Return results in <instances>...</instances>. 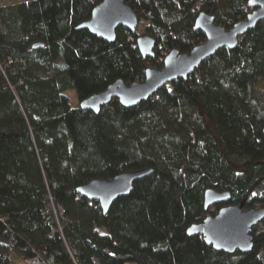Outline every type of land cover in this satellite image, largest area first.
Instances as JSON below:
<instances>
[{
	"label": "trees",
	"instance_id": "trees-1",
	"mask_svg": "<svg viewBox=\"0 0 264 264\" xmlns=\"http://www.w3.org/2000/svg\"><path fill=\"white\" fill-rule=\"evenodd\" d=\"M100 1L0 5V264H264V220L247 252L188 233L227 204L264 208V19L148 100L112 98L97 113L73 106L66 90L81 101L120 79L142 81L173 48L205 42L201 12L228 29L256 9L126 0L144 26L120 25L109 42L79 28ZM141 31L154 37V57L139 51ZM146 168L107 213L78 191ZM209 189L230 199L207 208Z\"/></svg>",
	"mask_w": 264,
	"mask_h": 264
},
{
	"label": "water",
	"instance_id": "water-1",
	"mask_svg": "<svg viewBox=\"0 0 264 264\" xmlns=\"http://www.w3.org/2000/svg\"><path fill=\"white\" fill-rule=\"evenodd\" d=\"M255 10L240 19L231 28H225L211 14L201 12L197 17L196 28L206 32L204 43L194 46L189 52L181 53L173 48L165 57L163 67L149 68L142 81L127 84L122 79L110 84L105 90L81 100L80 106L99 113L101 106L117 98L125 107L135 106L148 100L165 83L178 78H187L203 61L213 56L223 47L238 46L241 35L256 26L264 19V0H251ZM92 17L79 28H87L92 34L98 35L109 42L116 40V30L120 25L131 31L139 26L138 16L126 0H101L95 5ZM139 51L145 57H154L156 46L153 36L142 34L137 39ZM34 46H40L35 44ZM153 172L152 168L124 171L112 179H93L83 184L78 191L81 195L100 202L101 208L107 213L110 207L121 196L130 194L137 179L146 177ZM206 207L223 203L230 199L229 192L209 189L205 192ZM264 220V208H246L244 202L224 205L218 212L205 218L201 223L192 224L189 235L199 234L207 243L224 252H245L254 248L252 230Z\"/></svg>",
	"mask_w": 264,
	"mask_h": 264
},
{
	"label": "rangeland",
	"instance_id": "rangeland-1",
	"mask_svg": "<svg viewBox=\"0 0 264 264\" xmlns=\"http://www.w3.org/2000/svg\"><path fill=\"white\" fill-rule=\"evenodd\" d=\"M19 1H29V0H0V5L15 4V3H19ZM143 26L144 25L139 24L137 30H139V29L141 30ZM141 33L145 34L144 31H141ZM66 91H67L66 93L70 97V101H71L73 106H77L79 102L81 103V101H79L78 96L76 95V92L74 90L69 89V90H66ZM61 212L63 213L62 210H61ZM61 212L59 214H61ZM12 264H16V263H12ZM20 264H22V263H20Z\"/></svg>",
	"mask_w": 264,
	"mask_h": 264
},
{
	"label": "built area",
	"instance_id": "built-area-1",
	"mask_svg": "<svg viewBox=\"0 0 264 264\" xmlns=\"http://www.w3.org/2000/svg\"><path fill=\"white\" fill-rule=\"evenodd\" d=\"M42 260L40 258L36 257L34 259H30V261L27 262V264H41Z\"/></svg>",
	"mask_w": 264,
	"mask_h": 264
}]
</instances>
